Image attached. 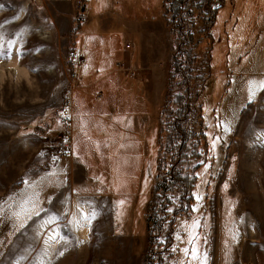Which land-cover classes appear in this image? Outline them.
Segmentation results:
<instances>
[{
	"label": "rangeland",
	"instance_id": "374dc122",
	"mask_svg": "<svg viewBox=\"0 0 264 264\" xmlns=\"http://www.w3.org/2000/svg\"><path fill=\"white\" fill-rule=\"evenodd\" d=\"M171 2L0 0V264H264V0Z\"/></svg>",
	"mask_w": 264,
	"mask_h": 264
},
{
	"label": "snow or ice",
	"instance_id": "6c2138e0",
	"mask_svg": "<svg viewBox=\"0 0 264 264\" xmlns=\"http://www.w3.org/2000/svg\"><path fill=\"white\" fill-rule=\"evenodd\" d=\"M12 41H8V48L7 51L4 52H0V57H10L12 55ZM22 49H17L16 50V55L19 58L22 54ZM264 89V80H261L259 82L250 79L248 81V99L252 100L254 94L259 91ZM231 129L228 127V125H225V131H230ZM219 137H216V139L211 140V149L209 154L211 155L212 152L215 149V145L217 143V141L219 140ZM72 155H76L78 156V154L76 153L75 149H73ZM53 159H58L56 157H53ZM209 165L205 164V168H207ZM199 175V174H197ZM66 180V177H65ZM51 182V181H50ZM24 184L27 186L29 184L28 178L25 177L24 178ZM73 191H76V189H73ZM99 191V189H98ZM35 193H32L31 195H20L18 196L16 199H14L11 203L6 204L3 201H0V211H3V209L5 207H7L11 214L15 215L17 218H25V217H29L31 214L34 213L35 209L38 208V204L35 202ZM195 199L197 201H199L201 199V195L199 193H194L193 194ZM81 204H87V205H91V201L90 200H84L81 202H78L76 205L77 211H78V216L74 219L73 224L76 227L81 226L82 224H87L89 226V229H91V225H92V221L96 216V210L94 208H92L91 210H87L83 207H81ZM196 205H193V208H195ZM169 211H171V209H169ZM26 220H22V223H25ZM199 226V221L198 220H193L192 221V227H198ZM196 237V233L195 232H190L189 234V241L192 242L193 239ZM185 251H187V249H185ZM62 254V252H61ZM192 255L196 256L197 255V248L196 245L193 243L192 244ZM201 264H205V259L202 258L201 259Z\"/></svg>",
	"mask_w": 264,
	"mask_h": 264
},
{
	"label": "trees",
	"instance_id": "16d2710c",
	"mask_svg": "<svg viewBox=\"0 0 264 264\" xmlns=\"http://www.w3.org/2000/svg\"><path fill=\"white\" fill-rule=\"evenodd\" d=\"M186 1H188V0H172V2H171V4H173V9L174 10H176V12L178 11V9H179V5L180 4H184ZM196 1V3H198V4H204V3H206L207 4V6H208V4L209 5H211V0H195ZM209 1V2H208ZM200 4V5H201ZM178 13H179V11H178ZM177 13V14H178ZM188 39H190L191 38V35L190 34H188ZM178 51H180V52H182V55H180V57H178V56H172V59H173V61L175 60V64H176V67L179 69V70H184V66H183V60H184V57H186L187 59L190 57V56H192V52L190 51V50H185V51H181V47H179V49H178ZM183 72V71H182ZM185 75V74H184ZM176 129L178 130V131H180L181 133H182V135L184 136V137H186L187 136V134L188 133H190V129L189 130H187L186 132H184L183 130H182V128L180 127V126H177L176 127ZM202 137H203V135H202ZM192 181V180H191ZM187 186H188V184H187ZM192 186V183H190V187ZM158 197V196H157ZM179 210V209H178ZM166 210H164V214L165 215H167V212H165ZM171 214V213H170ZM172 215H174V214H171V216ZM148 245H151L152 243H153V241L151 240V236L150 235H148ZM164 250H166V248L162 245V244H160V242H158L156 245H155V248L153 249V250H151L150 251V254H148L147 256H146V261H147V263L148 264H163V262H162V252L164 251Z\"/></svg>",
	"mask_w": 264,
	"mask_h": 264
},
{
	"label": "built area",
	"instance_id": "2783aa9c",
	"mask_svg": "<svg viewBox=\"0 0 264 264\" xmlns=\"http://www.w3.org/2000/svg\"><path fill=\"white\" fill-rule=\"evenodd\" d=\"M68 60L70 62H73L72 64H75L74 62L77 61L79 63L81 60L75 50H69L68 52Z\"/></svg>",
	"mask_w": 264,
	"mask_h": 264
},
{
	"label": "crops",
	"instance_id": "0c3cea01",
	"mask_svg": "<svg viewBox=\"0 0 264 264\" xmlns=\"http://www.w3.org/2000/svg\"><path fill=\"white\" fill-rule=\"evenodd\" d=\"M138 85V83L137 82H135V84H134V86L136 87ZM107 145H108V142H107ZM79 162H80V164H82L81 163V161H80V159H79ZM83 166V165H82ZM65 171H67L68 173H70V171H71V167H69L68 169H64ZM109 188L111 189V187H112V185H111V181L109 182Z\"/></svg>",
	"mask_w": 264,
	"mask_h": 264
}]
</instances>
